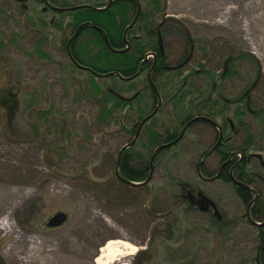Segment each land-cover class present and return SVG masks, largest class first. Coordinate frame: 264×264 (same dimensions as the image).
Masks as SVG:
<instances>
[{"label":"rangeland","instance_id":"obj_1","mask_svg":"<svg viewBox=\"0 0 264 264\" xmlns=\"http://www.w3.org/2000/svg\"><path fill=\"white\" fill-rule=\"evenodd\" d=\"M49 1L64 6L65 1L79 5L100 4L101 0ZM44 5L40 0H0V90L6 86L17 98L14 119L0 101L2 264H95L101 247L111 239L139 247L126 264H258L257 227L250 223L233 184L217 178L202 180L198 173L197 164L205 160L209 173L219 174L220 155L208 152L203 157L218 130L198 124L187 132L189 138L160 152L151 180L139 191L125 188L113 178L115 168L106 159H116L134 134L130 137L118 123L134 129L137 107L150 104L131 105L114 123L103 126L97 119L99 103L84 98L85 87L92 93L89 73L72 66L63 45L72 30L49 25L50 18L66 25L70 16L51 11L43 14ZM142 13L148 14L147 21L165 26L163 41L170 65L177 64L183 52L193 55L179 72L163 78L174 86L161 88L164 107L156 116L157 130L172 129L171 121L185 110L183 106L205 102L216 76L214 112L224 108L214 116L217 125L236 123L233 111H241L242 121L255 127L257 142L264 145L260 137L264 115H252L251 111L258 113L260 108L251 103L249 110L250 100L245 96L260 73L264 74V0H158L150 5L142 0ZM133 15L135 18L136 11ZM38 17L47 22L39 32ZM188 32L193 45L186 43ZM135 34L144 38L143 31ZM38 51L50 57L42 58ZM229 55L231 62L238 59L237 74L221 83ZM200 69L202 75L192 73ZM147 76L148 69L141 81L136 80L140 90L147 86ZM100 81L103 88L126 97L138 91L125 89L120 78ZM145 88L142 93L149 94V87ZM254 91L251 99L258 96ZM183 92L187 95L181 100L178 96ZM192 108L188 110L193 112ZM241 133L243 141L246 132ZM41 134L47 138L44 145L38 141ZM233 140L235 147L229 153L244 156L241 137L233 135ZM155 148L130 154L135 159L140 154L150 156ZM261 148L260 144L248 148V169L263 178ZM111 179L114 182L99 187V182ZM180 182L215 201L222 223H216L210 214L189 209L180 198L175 201L182 193ZM210 211L214 213L212 208ZM58 212H65L67 221L58 227L48 226ZM2 222L9 227L3 228Z\"/></svg>","mask_w":264,"mask_h":264},{"label":"trees","instance_id":"obj_2","mask_svg":"<svg viewBox=\"0 0 264 264\" xmlns=\"http://www.w3.org/2000/svg\"><path fill=\"white\" fill-rule=\"evenodd\" d=\"M16 3L19 1L14 0ZM23 1V0H22ZM44 2V7L42 8V13H46L48 11H51L54 15H61V14H68L70 16V20L67 22L66 25H63V23L56 21L55 19L50 18L49 25L59 26L61 28H67L72 30L73 34L68 39L65 38L63 40V45L65 46V50L68 53V56L72 60V66L74 68H77L79 70H85L89 73V83L92 87V93L88 92V88L85 90L84 98L88 99L90 102L98 104L100 106V112L97 115V119L101 122L103 126H108L111 123H114L115 120H117V115L122 113L125 108L130 107L131 105H142L144 104H150L146 107H137V110L135 111V114L139 117L143 116L148 112V110L156 105L158 100L161 97V88H169L170 85H168L167 82L163 80V75L165 73L166 67L165 62L167 60V54L164 51V48L160 45L159 42V34L160 32H165V26L164 25H155L153 21H147L148 14L142 13V10L140 12V16H138V22L139 26L136 25L132 29L129 30L131 34L128 32V39L130 44L132 45V49H128L123 52H118L119 50L127 49L128 44L124 41V33L127 30L126 27L131 24L132 20L134 19L133 12L137 11L138 5L142 0H116L112 6L105 10H95L90 7H79L74 8L70 10H54L49 5L46 4L45 0H40ZM51 3V2H50ZM149 5L150 4H158V0H148ZM53 4V3H51ZM104 3H102V0L100 1V4L97 3H86V4H79V5H92L94 7H102ZM54 5V4H53ZM77 5V6H79ZM56 6V5H55ZM62 8H72L76 7V5H70L65 1L64 6H57ZM56 17V16H55ZM36 25L38 28H36V31L39 32L42 29H45V26H47V22H44L43 19L35 18ZM143 21H147L145 25H142ZM86 22H89L91 24H86L83 27H81L78 35L72 39L75 32L78 30V28L85 24ZM34 23V22H33ZM63 25V27H62ZM139 27V28H138ZM35 30V28H33ZM135 31H143L144 38L136 39L132 37V34H135ZM130 34V35H129ZM186 43L190 44L191 39L188 34L184 35ZM147 48L152 49L158 53V60L157 64L153 71V82H155V88L152 86V84L148 83L145 87H150V93L147 94L142 93L144 91H141L139 96L133 100V101H122L117 96H115L113 93L109 91V89H105L102 87L103 82L100 81L101 78H107V77H114L119 79V76L116 74L117 72L120 73V75L124 78L121 79L123 81V85L125 89H138V84L136 80L129 81V77L131 75L138 72L140 67H143V59L145 57V52L147 51ZM39 52V51H38ZM233 52V51H232ZM230 53V55L232 54ZM40 56L42 58H49L50 56L47 53H44L42 51L39 52ZM229 55V57L226 58L229 60L227 65V71L222 72L221 76V83L223 81H226L230 78V76L237 74L236 72V65H237V58L233 59ZM221 56V55H220ZM219 56V57H220ZM248 59H252L251 57ZM225 70V69H224ZM181 74L179 76V79L182 78ZM162 77V78H161ZM216 76H214V80ZM178 85V82H177ZM143 88L142 90H145L146 88ZM258 96L255 98L252 96V99L250 101V104L253 103V105L257 106L259 109V112H251L252 115H255L257 118L261 117V115H264V74L262 73L260 76V79L258 81V84L255 87V91ZM255 93V94H256ZM13 90L10 88H7L6 86L2 87L0 90V96L1 97V103L6 106L9 110L8 116L10 119H14V115L16 114L17 109V98L13 97ZM189 94V93H188ZM187 95L186 92L181 93L178 97L182 100V98H185ZM261 97V98H260ZM174 100V98H173ZM149 101V102H148ZM112 102V103H111ZM194 102L187 104L186 106H183L182 112L184 114H190L191 111L188 110L189 106H193L192 111H195L196 109H201L199 106H194ZM229 103V102H228ZM261 103V104H260ZM217 104V103H216ZM149 106H151L149 108ZM256 107V108H257ZM224 112V108H222L221 111H215L214 115ZM234 116L240 122V133L246 132V138L242 141V133L238 134L239 137H241V143H243L240 146V150L244 153V158L242 161L236 165L235 167L232 166V164L237 163V160L239 158L237 156H234L233 161L231 164L226 166L224 169V172L219 175V180L232 183L238 197L240 198L241 202L246 206L247 208V217L251 224L256 225L257 227V241H258V247L257 251L260 252L259 258L258 254L256 256V261L258 262V259L261 264H264V186L262 183H264V177L262 178L258 174H253L251 170L248 169L251 154L248 153V148H250L251 145H261V150L264 151V145L257 142L258 141V134L255 131V127L250 125L249 123H245L240 118L243 115V112L235 110ZM187 116V115H185ZM191 117V115H188ZM157 119V118H156ZM261 120V119H260ZM153 121V120H152ZM155 121L152 122V128L149 127V135L148 137L142 136L139 138V140L131 147L127 148L122 156L121 161L119 164V173L120 175L133 182H142L146 181L150 174L155 170L156 168V158L159 155L152 159L150 156H143V154L139 155V158H136L130 154V152H151L153 147L158 144L162 143H169L174 138V130L178 128V126L172 125L173 130H171L169 127L164 130V132H161L159 130H155L153 127L155 126ZM120 124V125H119ZM118 125L122 130H126L131 137V133L133 132L131 128H129L127 125L122 124V122H119ZM261 125L264 126V116L262 117ZM264 130V127L261 129ZM259 133V132H258ZM173 136V137H170ZM260 137L264 138V133L260 135ZM40 141L39 144L44 145L47 142V138L41 134V138L38 140ZM131 142V139L130 141ZM128 142V143H129ZM140 145L139 149H134L135 147H138ZM228 149H232V147H235L234 140L230 141L228 143ZM253 147V146H252ZM251 147V148H252ZM238 148V147H236ZM233 148V149H236ZM170 149V148H167ZM165 149V150H167ZM121 152V150H120ZM120 152H118V156L115 159L110 158L109 160L106 159L108 162L110 161V164L112 165V168H117L118 166V160L120 156ZM223 156V158L229 157L231 154L229 152H220ZM230 169V170H229ZM114 170V179L119 182L122 186L125 188H130L132 191H139L142 187H132L128 183L121 181L119 178L116 177ZM205 176L211 177L213 176L209 172L204 173ZM114 182L113 179L107 181V182H99L98 185L103 186L104 184H108ZM181 184V182H180ZM182 185V184H181ZM185 185V184H183ZM180 186L182 188L181 196H178L176 200H179L180 203L185 202L186 206L192 209L199 210L200 212H203L204 214H210L213 216V220L216 223H222V217L217 216L215 213L212 212H204L201 211L198 206H194L192 202H190L189 194L190 190L193 191V193L196 191L199 192L201 190H196L195 188H192V186ZM144 187V186H143ZM129 189V190H130ZM195 193V194H196ZM215 202V201H214ZM215 204L218 207V204L215 202ZM262 223V224H258Z\"/></svg>","mask_w":264,"mask_h":264},{"label":"flooded vegetation","instance_id":"obj_3","mask_svg":"<svg viewBox=\"0 0 264 264\" xmlns=\"http://www.w3.org/2000/svg\"><path fill=\"white\" fill-rule=\"evenodd\" d=\"M115 1L116 0H113L112 2H111V0H108V1L102 0V3H104L103 5L105 6V5H108L111 2L110 6H112ZM48 2L50 3L49 0H48ZM141 10H142V5H141V2H140L139 16H140ZM137 22H138V20L133 25H131V28H128L129 25L126 27L127 30L124 33V41L129 45L128 49H130V48L132 49V45L129 42L131 37H130V39H128V32H129L130 29H132L133 27L136 26ZM129 33L131 34V32H129ZM161 34H162V43H160V45L164 48V51H165V53L168 56L167 60L165 62V65H164L167 70H165V73L162 76L163 78H165V77H169L168 75H172L171 73L175 74V73L179 72L182 68H184V66H186L193 59V55H192L191 51L189 53H186V54H185V52H183V54L181 55L180 60L178 61V63L175 64V65H170L168 63L169 54L167 53L168 51H167V48H166V44L163 41V37L164 36H163V33H161ZM187 34L190 36V32H188ZM132 37L136 38V39H140V40L143 38L142 35H136V34H132ZM191 45H193V44L191 43ZM157 60H158V53L156 51L152 50V49L147 48V51L145 52V57H144V59L142 61L143 62V67H140L138 72H136L135 74L131 75V77H129V81H133V80L134 81L135 80L141 81L140 76L144 72H146V69H148V76H147V79L145 80V82H148V83L152 84V86L155 88V84H154L155 82H153V71H154V68H155V66L157 64ZM192 73L194 75L200 76V75H202L203 70H201V69L200 70H196V72L194 71ZM176 75H178V74H176ZM122 78L124 80L126 79L124 77H122ZM209 81H211V80H209ZM173 86L174 85H170V87H173ZM177 86H180L179 81H178V85ZM217 89H218V87L216 85V81H213L212 82V86L208 87V93H209L208 98H206L205 102H200L199 105L198 104L196 105V107L199 106V107H201V109H196L195 111H193L190 114L189 113L188 114L178 113V116L175 118V120L171 121V126L175 125V124L178 126V128H176V130L173 131L174 132V134H173L174 138H173V140H171V142H173L175 140H177V141L171 147L176 146L181 141L186 140L187 138H189V136H188L189 132L190 131H194L193 127L198 125V124H203V125L209 126V127L212 128V130L214 132H215V130L216 131L218 130V134H217V136L214 137V139H213L214 141L211 144V147L208 150L203 151V152H206V153H204L203 157H205L208 152H214V153L220 155V157H221V165L218 168V172H219V175H221L224 172V169L226 168V166L231 164V162L233 161L234 156H236V155H230L229 157L224 159L220 152H232L230 149H228L227 145H228L229 141L231 140V138L233 137V135L238 136V134L240 133L241 129H240V122L239 121H236V123L230 121L229 122V127H227L226 123L225 124H221V125H217V122L214 119V116H216V115H214V113H215L214 112L215 102L213 101L214 100V95H215ZM131 90H134V89H131ZM137 90H138L137 92L139 94L142 91V90L139 89V87H138ZM250 95L248 97L246 96L247 98H249V100H251V96ZM239 101H240V99L237 102L239 103ZM162 102H164V97L161 95L160 99L158 100L156 105L153 107V109H151L149 107L150 109L148 110V112L146 114H144L141 117L139 116L137 118L136 122H134V126H135L134 129H136V131L132 128V131H134L132 139L135 137V135L137 134L138 131H139V135H138L137 140H139V138H141L143 135H144L145 138L148 137V135H149L148 134L149 133V131H148L149 127L152 128V122L153 121L156 122L157 114L164 107V106H162ZM229 103H231V102H229ZM194 112H196V113L194 114ZM204 112H206V113H204ZM185 115H187V116H185ZM188 115H191V117H189ZM148 116H150V118L147 121H143ZM140 125H141V127H140ZM156 125H157V123H155V126L153 127L155 130H157ZM171 130H173V127H172ZM187 132H188V134H187ZM170 137H173V136H170ZM159 145L160 144L156 145V148H155L154 152H163L165 149H167V148H161L158 151H156V149L159 147ZM171 147H168V148H171ZM233 152H236V151H233ZM151 157H152V155H151ZM243 158H244V156H242V155H241V157L239 156V160H237V163L232 164V166L235 167L236 165H238L242 161ZM200 163L197 164L198 173L200 171L202 173L203 177H206L207 179L210 178V177L204 175V173L210 172V170H209L210 168L208 167V165L206 164L205 161L202 164H200ZM219 175H218V178H219ZM202 180H204V179H202ZM183 186H186V185H183ZM189 199H190V202H192V204H194V206H196V207L198 206V208L201 211H204V212L208 211L209 212L210 209L212 208L210 203H208L204 199L198 198L197 194H194L192 190H190Z\"/></svg>","mask_w":264,"mask_h":264},{"label":"water","instance_id":"obj_4","mask_svg":"<svg viewBox=\"0 0 264 264\" xmlns=\"http://www.w3.org/2000/svg\"><path fill=\"white\" fill-rule=\"evenodd\" d=\"M112 1H113V0H111V2H112ZM46 2H47L48 5L51 6V4H50L48 1H46ZM111 2H110L105 8H95V7L91 6V5H87V7H90V8L95 9V10H104V9H107L108 7H110ZM51 7L54 8L55 10H59V11H61V10H67L66 8H61V7H55V6H51ZM79 7H85V6H79ZM79 7H76V8H79ZM74 8H75V7H73L72 9H74ZM139 11H140V8L138 9L137 17H138V15H139ZM137 17H136V19H137ZM136 19L133 21V23L136 21ZM86 24H91V23L87 22V23H85V24H82V25L78 28V30L76 31V33H75V35H74L73 38H75V37L78 35V33H79L81 27H83V26L86 25ZM132 25H133V24H132ZM128 28H131V25H130ZM73 38H72V39H73ZM128 48H129V46H128ZM123 51H126V50H119L118 52H123ZM116 74H118L119 76H121L119 72H117ZM121 77H122V76H121ZM256 83H257V80H256V81L254 82V84L252 85V88L255 87ZM109 90H110L111 93H113L115 96H117V97H118L120 100H122V101L129 102V101L134 100V99L137 97V94H136L135 96H132V97H126V96H124L123 94H121V93H119V92H117V91H115V90H113V89H111V88H110ZM248 92H249V91H248ZM248 92H247V93H248ZM150 116H151V115H150ZM150 116L146 117L143 121H147V120L150 118ZM141 125H142V124H141ZM141 125H140V127H141ZM138 135H139V131L137 132V134H136V136L134 137L133 141H131L130 143L126 144V145L123 147V149L121 150V152H120V156H119V160H118V166H117L116 171H115L116 176H117L121 181H124V182L128 183V184H129L130 186H132V187H143V186H145V185L151 180V176H152V173H151L150 176H149V178H148L146 181H144V182H133V181H129V180L123 178V177L120 175V173H119V164H120V161H121V156H122L123 152H124L127 148H129L131 145H133V144L135 143V141H136L137 138H138ZM172 144H173V143H171V144H164V145H161V146H159V147L157 148L156 151H158L159 149L164 148V147H169V146H171ZM156 153H157V152H155V154H156ZM258 157L262 159L261 155H258ZM200 195H201V194H200ZM210 202H211V204L213 205V207L216 209V213H219V211H218L217 208H216L215 203H213L212 201H210ZM67 218H68V216H67V214H66L65 212H58V213H56L54 216H52V217L50 218V220H49V222H48V226H50V227H58V226H61V225H63V224L67 221ZM258 224H262V223H258ZM0 264H2V263H1V260H0Z\"/></svg>","mask_w":264,"mask_h":264},{"label":"bare ground","instance_id":"obj_5","mask_svg":"<svg viewBox=\"0 0 264 264\" xmlns=\"http://www.w3.org/2000/svg\"><path fill=\"white\" fill-rule=\"evenodd\" d=\"M3 228L9 227V223L2 222ZM2 227V226H1ZM139 252V247L131 242L122 239H111L101 247L95 264H126L128 256Z\"/></svg>","mask_w":264,"mask_h":264}]
</instances>
